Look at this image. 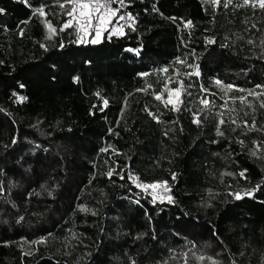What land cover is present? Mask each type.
I'll list each match as a JSON object with an SVG mask.
<instances>
[{"label": "trees", "instance_id": "16d2710c", "mask_svg": "<svg viewBox=\"0 0 264 264\" xmlns=\"http://www.w3.org/2000/svg\"><path fill=\"white\" fill-rule=\"evenodd\" d=\"M225 3L125 0L131 26L91 44L55 0H0V264H264V96L247 91L264 92V8ZM180 80L191 96L166 107ZM165 181L171 202L138 186Z\"/></svg>", "mask_w": 264, "mask_h": 264}, {"label": "snow or ice", "instance_id": "6c2138e0", "mask_svg": "<svg viewBox=\"0 0 264 264\" xmlns=\"http://www.w3.org/2000/svg\"><path fill=\"white\" fill-rule=\"evenodd\" d=\"M56 4L59 6L60 9L64 10L63 14L68 17V19L64 20L63 23L61 24L59 30L60 31H64L65 29H71L72 31L75 32L76 34V41H73L74 43H84L85 42V38L86 37H92L90 40H88L87 42L91 43V44H98L101 42V34L102 32H109V36L113 35V34H119L121 33V30L125 27V25L120 24L119 21H123L126 19H134L129 13H123L121 12L122 7L125 4V0H55ZM212 3L215 4H219L220 0H212ZM228 3H231V0H226V3L224 4V7L228 6ZM244 3L247 4L249 3V0H244ZM259 6L261 8H264V0H258ZM67 5H71V7H66ZM113 5H117V7H113ZM45 7H47L46 5H41L40 7H36L33 8V15H40V16H44L45 15ZM4 9H0V13H3ZM113 19L116 20L115 24H112ZM26 23V22H25ZM188 24H191V21H188L186 26ZM108 25H112L111 31H109L108 29ZM48 26L50 28H52L51 25V21L48 22ZM130 27V25H129ZM52 31L55 32L56 29L52 28ZM23 32V30L21 29V33ZM209 43H214V41L210 40ZM43 47V45H42ZM61 47H63V45H61ZM129 51H133V50H129ZM178 63H184L183 60H177ZM189 67H191V65H188ZM162 71L164 72H168L169 69L168 68H164L162 69ZM141 76H147L148 73H141ZM177 75H179V72H177ZM185 76H191L192 73H184ZM196 75H199V73L197 72ZM169 81H172V77L169 76L168 77ZM176 83L179 85L178 87L174 88V89H169L167 87V82L164 85V89L163 91L166 92H170V93H175L177 96V100L182 104L183 100L180 99L181 95L183 93H187L188 96H191V92H188L187 90L192 88V84H187V86H185L184 81L180 80V81H176ZM215 84L217 86H222L221 90L225 92V94H227L228 90H231L234 88V86L232 84H223L222 81L220 80H216ZM21 88L24 87V85H20ZM149 87H151V85H149ZM256 88H262L264 89V85H256ZM202 92L204 93H208L209 89L201 86L200 89ZM141 91H143V89H141ZM239 91H245L244 89H239ZM248 91V96H255V97H259V96H264V92H260L257 93L255 91V89L252 90H247ZM13 95H15V93H13ZM214 95V94H213ZM162 97V93L158 92L155 95V99L156 100H161ZM231 99L233 100H239L241 104H245L247 103L249 105V107L251 106V102H249L247 100V97L245 96H240V97H232ZM172 100H171V96H169V99L165 102V106L167 107L168 104H171ZM199 103L201 105L204 106V108H208L209 104L212 103L214 104V102L209 101L207 99V96H205L204 98H201ZM104 104H107V101H104ZM225 104H227V101H225ZM223 106V105H222ZM262 108H264V102L261 103L260 105ZM174 110H179L178 108L174 107ZM204 109H200L199 112H202ZM229 111H235V109H229ZM199 112H194L193 113V117L194 123L200 124L201 120L199 118ZM150 115H152L150 113ZM218 115H220L221 117H223V113H219ZM245 115H248V113H245ZM154 118H156L154 116ZM226 121L225 119L221 118L218 121V125H223L225 124ZM230 122L232 124H237V120L235 118H231ZM244 127H255V121H253L252 125H248L247 121L243 122ZM217 131L220 135H223L222 132L219 131V127L217 128ZM13 143L15 144L16 141L13 140ZM241 144H243V141H240ZM255 144V142H254ZM261 147V145H256V148L259 149ZM252 155H256V150L252 151ZM247 171V170H245ZM109 176L112 175L111 172L108 173ZM225 175H233L232 173H225ZM239 175L241 177H244V171H242L241 173H239ZM131 178V177H130ZM246 178V177H245ZM173 179H175V174H173ZM167 184V182H155V183H151V184H141L138 185L139 187H142L144 189H156L158 186H160V184ZM260 188V185H256L255 188L252 189H246L243 191H237L232 193V195H234L236 200H241L244 197H252L254 192L256 191V189ZM167 190V189H165ZM155 199V197L153 198ZM169 202H171V198H169ZM22 219V218H21ZM43 240L41 241H36L35 243H42ZM193 247H195V245H193ZM187 254H185L186 256ZM199 260H204L205 256L204 255H200L199 257H197ZM208 260L212 261V264H217V262L213 259V257L209 256L207 257Z\"/></svg>", "mask_w": 264, "mask_h": 264}, {"label": "rangeland", "instance_id": "374dc122", "mask_svg": "<svg viewBox=\"0 0 264 264\" xmlns=\"http://www.w3.org/2000/svg\"><path fill=\"white\" fill-rule=\"evenodd\" d=\"M68 7H71V5H69ZM113 7H117V5H113ZM123 11H124V8L122 7L121 12H123ZM115 23H116V20L113 19L112 24H115ZM119 23L125 25V27L121 30V33L113 34V35H116V36L123 35L124 31H125V28L129 27V25L131 26V20L127 19V17H126L125 20L119 21ZM107 27H108L109 31H111L112 25H108ZM48 29H50V32L53 33L52 28H50L48 26ZM106 33H109V32H102L101 37H100L101 40H102V38L104 37V35ZM113 35H111V36H113ZM91 38L92 37H86L85 38V42H87ZM170 96H171V100H172L171 104L174 105V106H178L180 102L177 100L176 94L175 93H170ZM144 190L149 191L150 195L153 198L155 197V199H154L155 201H158V202H169L170 196L168 195L167 191L165 190V188L163 186H158L156 189L149 188V189H144Z\"/></svg>", "mask_w": 264, "mask_h": 264}]
</instances>
